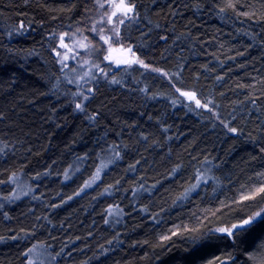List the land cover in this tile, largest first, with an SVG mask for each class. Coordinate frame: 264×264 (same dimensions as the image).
Segmentation results:
<instances>
[{
	"label": "trees",
	"instance_id": "obj_1",
	"mask_svg": "<svg viewBox=\"0 0 264 264\" xmlns=\"http://www.w3.org/2000/svg\"><path fill=\"white\" fill-rule=\"evenodd\" d=\"M101 2L0 0V264H264V0Z\"/></svg>",
	"mask_w": 264,
	"mask_h": 264
},
{
	"label": "snow or ice",
	"instance_id": "obj_2",
	"mask_svg": "<svg viewBox=\"0 0 264 264\" xmlns=\"http://www.w3.org/2000/svg\"><path fill=\"white\" fill-rule=\"evenodd\" d=\"M97 4H98V6L100 8H104V4L101 2V0H97ZM116 7L119 8L121 16L123 17V18H118V23L119 24H124L125 23V19L132 20L135 17V15L137 14L136 13V5H135V3H129V2H126V0H120V4L117 5ZM229 7H233V5L229 4ZM129 14H132V15H129ZM104 15L108 16V19L111 20V16H109V14L107 12H105ZM111 15L114 16V15H116V13L113 12ZM245 15H247V13H245ZM93 31H95V28H93ZM114 31L116 32V34L118 36V34H119L118 29H114ZM129 63H140V64H143V61L137 59L136 61H131ZM144 66L147 67V65H144ZM85 75H88V74L86 73ZM165 75H166V73H165ZM68 82L72 83V81H68ZM112 82L113 83H119V81H115V80H113ZM89 91H91V89H89ZM177 91H180V90L177 89ZM181 95L192 97L194 94L191 93V92H182ZM85 99H87V97H85ZM209 103H211V102L209 101ZM197 105L200 106V107H207V104L200 105L199 101H197ZM76 107L78 109H81V105L80 104H77ZM225 126L227 127V125H225ZM228 131L235 133L237 131V129L236 128H228ZM262 175H264V174H262ZM199 183H200V178L198 177L197 185ZM197 185H193V187H196ZM256 193L257 194L264 193V185H262L259 188H257L256 189ZM251 198H254V197H249V196H245L244 197L245 200L251 199ZM261 211H264V209H262ZM260 214H261L260 212H257L255 215L259 216ZM253 219H255V217H250L249 219H245L242 222H240L239 224H232L231 227L217 228V229H215V231L219 232V233H223V234H225L228 237H233V236H235V232L233 231L234 229L243 228L245 225L250 224ZM173 234H175V233H173ZM169 238L170 237H167V236L163 237V239H165V240H167ZM31 251H32V249H29V252H31ZM229 259H231L230 256L229 257H225L223 259H221L220 257H216V259L213 260V261H210L209 264H226V261L229 260ZM30 264H31V261H30Z\"/></svg>",
	"mask_w": 264,
	"mask_h": 264
},
{
	"label": "rangeland",
	"instance_id": "obj_3",
	"mask_svg": "<svg viewBox=\"0 0 264 264\" xmlns=\"http://www.w3.org/2000/svg\"><path fill=\"white\" fill-rule=\"evenodd\" d=\"M106 1L111 8H114L115 13H117L118 10L115 7L120 4L119 0H106ZM126 56H127V58H126ZM108 57L110 58V60L113 61L114 66H118L117 64L120 65L121 63H124L126 60L128 61L130 55L128 53V50H126L124 48L121 49V47H120V49L119 48H111L110 52L108 53ZM23 190L24 189H23V186L21 184H15V187L13 188V193H12L13 197L18 200L19 197L22 195Z\"/></svg>",
	"mask_w": 264,
	"mask_h": 264
},
{
	"label": "bare ground",
	"instance_id": "obj_4",
	"mask_svg": "<svg viewBox=\"0 0 264 264\" xmlns=\"http://www.w3.org/2000/svg\"><path fill=\"white\" fill-rule=\"evenodd\" d=\"M193 97H190V99H192Z\"/></svg>",
	"mask_w": 264,
	"mask_h": 264
},
{
	"label": "water",
	"instance_id": "obj_5",
	"mask_svg": "<svg viewBox=\"0 0 264 264\" xmlns=\"http://www.w3.org/2000/svg\"><path fill=\"white\" fill-rule=\"evenodd\" d=\"M126 58H127V56H126Z\"/></svg>",
	"mask_w": 264,
	"mask_h": 264
}]
</instances>
